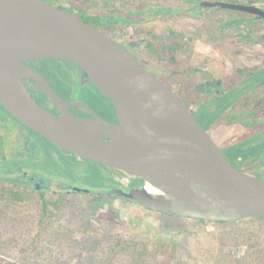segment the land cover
Masks as SVG:
<instances>
[{"label":"water","instance_id":"water-1","mask_svg":"<svg viewBox=\"0 0 264 264\" xmlns=\"http://www.w3.org/2000/svg\"><path fill=\"white\" fill-rule=\"evenodd\" d=\"M256 14V4L202 0ZM66 59L96 85L115 108L117 122L67 110V101L25 60ZM25 78L35 79L62 111L54 114L31 96ZM0 100L20 121L60 148L142 177L139 188L71 192L102 193L145 208L206 221L264 216V178L240 170L226 158L208 130L179 97L129 50L80 16L47 0H0ZM151 183L168 194H153Z\"/></svg>","mask_w":264,"mask_h":264},{"label":"flooded vegetation","instance_id":"flooded-vegetation-1","mask_svg":"<svg viewBox=\"0 0 264 264\" xmlns=\"http://www.w3.org/2000/svg\"><path fill=\"white\" fill-rule=\"evenodd\" d=\"M83 1L75 0L72 6L64 2V5L71 7V12L102 29L129 50L172 89L193 116L194 110H198L201 104L216 103L221 107L226 102L223 94L235 92V100L228 105L230 109L233 108L237 121L229 119L230 123L249 128L250 137L264 131V55L263 59H257L260 57L258 52L264 53V35L255 30L256 25H264L263 18L221 6H203L200 3L202 0H197L196 5L192 0H89L94 2L93 6ZM248 4H256L264 9L257 0H248ZM242 17H247L249 21L240 23L239 18ZM198 21L201 22L200 25ZM199 42L204 43V50L197 47ZM241 46L248 52V64H239L242 58ZM48 60L51 59L39 58L25 60L23 63L49 82L67 101V110L72 114L92 118L94 111L109 121L117 122L111 101L95 84L83 78L78 66L64 82L69 88V93L65 94L57 85V77L44 70L43 62ZM228 64L232 67L231 71L227 69ZM25 82L38 104L54 114H62L54 102L40 90L41 87L35 79L25 78ZM214 84L218 87L215 88ZM74 85L87 90L90 98L99 99L104 109L99 110L93 101L73 94ZM79 101L88 104L93 111L76 105L75 102ZM206 130L210 134L209 129ZM31 134L44 140V144L48 146L45 153L54 165L58 163L63 167L67 164L65 171L45 169L35 156L31 157L28 148L38 149L37 143L31 142ZM210 136L214 140L211 134ZM214 142L222 151V147L215 140ZM55 150L59 155H55ZM86 162L102 164L84 156L78 158L75 153L60 148L20 121L0 100V182L24 190H37L42 194L48 191L69 193L75 185L76 169ZM108 168L123 187L130 186L136 178L120 170ZM123 179H127V182Z\"/></svg>","mask_w":264,"mask_h":264},{"label":"rangeland","instance_id":"rangeland-1","mask_svg":"<svg viewBox=\"0 0 264 264\" xmlns=\"http://www.w3.org/2000/svg\"><path fill=\"white\" fill-rule=\"evenodd\" d=\"M237 1L248 3V0ZM257 3L264 6V1L257 0ZM255 30L264 35L263 24L256 25ZM197 47L204 50L205 45L199 42ZM241 53L239 64H248L249 55L243 46ZM258 54L260 57L257 59H263L264 53ZM44 63L46 71H52L59 80L58 84L55 83L68 94L69 88L64 82L77 65L66 59H51ZM227 69L231 71V65L228 64ZM255 79L256 76L253 81ZM213 86L218 87L217 84ZM72 92L93 101L97 109H104L103 103L90 98L83 87L74 85ZM223 95L226 104L237 96L235 92ZM230 108L229 112L233 111ZM194 114L198 115V110H194ZM32 135L31 142L37 143L38 149L28 148L31 157L35 156L45 169L65 171L67 164L63 167L58 163L54 165L45 153L48 146L44 140ZM239 147H247L251 152L242 154L239 159L233 157L225 145L222 151L236 166L264 177V131L247 137ZM53 152L59 155L56 150ZM76 174L73 186L94 189L122 187L114 185L115 175L103 165L82 163ZM123 181L127 182V179ZM2 188L16 187L0 182V190ZM16 189L26 195V201L20 212L0 205V260L26 264L29 259L34 262L37 252L45 251L43 264H264V219H241L224 225L199 222L194 218L156 212L119 197L104 195L97 198L91 193L69 192L61 210L54 212L47 224L38 230L42 192ZM44 195L55 199L60 193L48 191ZM51 249L53 254L49 256Z\"/></svg>","mask_w":264,"mask_h":264},{"label":"trees","instance_id":"trees-1","mask_svg":"<svg viewBox=\"0 0 264 264\" xmlns=\"http://www.w3.org/2000/svg\"><path fill=\"white\" fill-rule=\"evenodd\" d=\"M47 1H50V2L54 3L55 5H57L59 7H62L64 9H66V10L72 11L71 7L64 5V2H68L72 6L74 4L75 0H47ZM192 1H193L194 5L197 4V0H192ZM83 2L87 3L89 6H93L94 5L93 4L94 2L89 1V0H84ZM193 7L195 8V6H193ZM239 21H240V23H244V22H248L249 19L247 17H245V18L242 17V18H239ZM50 59L59 60L57 58H50ZM71 62H73V61H71ZM73 63H75V62H73ZM43 68H44L45 71L48 70L46 67H43ZM78 68L81 71L79 66H78ZM46 72H47V74L55 76L54 74H52V71H46ZM111 105L113 106L112 103H111ZM222 105L223 106L220 107V106L216 105V103H215V105H213V104L212 105L211 104H208V105L207 104H201L199 109H198V113L199 114L198 115L194 114V116L199 120V122L204 126L205 129H209V127L212 125V123L215 121L216 117L220 113H222L224 111H228L229 112L228 108H229L230 105H228L226 103H224ZM113 109H115L114 106H113ZM229 119H230V121H237L235 115H231L230 114ZM248 150H249V148H248ZM250 152H251V150L248 151V153H250ZM229 153H231V152H229ZM239 154L242 155L243 151L241 150V152H239ZM233 157H238V155H234ZM226 158L228 159V161L233 162L230 157L226 156ZM100 163H102V162H100ZM101 165H103V163ZM103 166H105V165H103ZM234 166L236 168L240 169V170H243L240 166H236V164H234ZM123 173H125V172H123ZM112 182L116 186H121V184L118 182V180L115 177L112 180ZM144 183H145V180L142 177H136V178L133 179V182L130 184V186L124 187V188H139V187H142L144 185ZM67 194H68V192L62 191L60 193V195L58 196V198H55V199L54 198L45 197L44 193L42 194V196L40 198V202H41L40 203V210H41V213H40V219H39L38 227H37L38 230H40V228H42L44 225L47 224V221L49 220V218L51 217V215L54 212H57V211L61 210V208H62V206H63V204L65 202V195H67ZM91 194L94 195L97 198L103 197L105 195V194L98 193V192L91 193ZM25 201H26V195L22 191H20L19 189H15V188L5 189V188H2L0 190V205L3 208H7V209H10V210H13V211L20 212V210L23 207ZM262 219H264V216H252V217L244 218L242 220L257 221V220H262ZM196 220L199 221V222H212V223L221 224V225L230 224L232 222L241 221V220L206 221V220H199V219H196ZM51 251L52 252L49 254V256L53 254V249H51ZM45 254H46L45 251L44 252H37L36 258L33 259L34 262L30 261V259H29L28 263H26V264H43L42 261L45 258L44 257ZM0 264H20V263H18L16 261H13V260L6 259V260H0Z\"/></svg>","mask_w":264,"mask_h":264},{"label":"crops","instance_id":"crops-1","mask_svg":"<svg viewBox=\"0 0 264 264\" xmlns=\"http://www.w3.org/2000/svg\"><path fill=\"white\" fill-rule=\"evenodd\" d=\"M230 114L233 115V111H224L220 113L216 117L215 122L209 127V131L218 145L221 147L225 145L229 152L241 157V154H239L241 150L243 151V154L249 151L247 147H239L240 142H243L247 137H250L248 131L249 128H246L241 124H231L229 121ZM217 125H221V127ZM232 137L234 140L230 141L229 139Z\"/></svg>","mask_w":264,"mask_h":264},{"label":"bare ground","instance_id":"bare-ground-1","mask_svg":"<svg viewBox=\"0 0 264 264\" xmlns=\"http://www.w3.org/2000/svg\"><path fill=\"white\" fill-rule=\"evenodd\" d=\"M146 187L148 189L149 192L153 193V194H168L167 191L151 184V183H146Z\"/></svg>","mask_w":264,"mask_h":264}]
</instances>
